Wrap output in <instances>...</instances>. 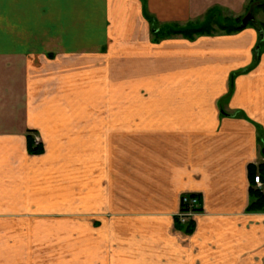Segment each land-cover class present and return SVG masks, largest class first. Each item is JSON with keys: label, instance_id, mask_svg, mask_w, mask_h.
Masks as SVG:
<instances>
[{"label": "crops", "instance_id": "1", "mask_svg": "<svg viewBox=\"0 0 264 264\" xmlns=\"http://www.w3.org/2000/svg\"><path fill=\"white\" fill-rule=\"evenodd\" d=\"M246 1L0 0V264H264L257 30L154 41L145 16Z\"/></svg>", "mask_w": 264, "mask_h": 264}, {"label": "trees", "instance_id": "2", "mask_svg": "<svg viewBox=\"0 0 264 264\" xmlns=\"http://www.w3.org/2000/svg\"><path fill=\"white\" fill-rule=\"evenodd\" d=\"M256 10H264V0H247L245 3V15L248 13H254ZM245 15L233 16L231 14H224L221 7H211L202 16V19H194L188 21L184 25H179L177 23L170 24H158L155 22V18L145 13L150 27L152 39L158 41L164 38H169L172 36H182L184 38L193 39L195 36L199 35H212L216 33H233L237 32L248 26L254 27L257 30L258 39L254 47V58L255 64L260 56L262 49L264 48V23L257 22L252 16L243 22ZM263 32V38L259 39L260 32ZM256 47L258 49L256 50ZM249 69H241L239 71L231 72L229 75V91L227 97L232 93V81L233 78L240 73H245ZM27 150L30 154H38L43 152V146L34 137L27 136ZM259 174L260 178L264 181V162L260 163L257 167V171L252 173V178L254 175ZM254 183V182H253ZM249 193L253 197V201L249 205V209L264 210V192L261 191L259 187H250ZM180 226L179 224H177ZM187 228L189 224H186Z\"/></svg>", "mask_w": 264, "mask_h": 264}, {"label": "built area", "instance_id": "3", "mask_svg": "<svg viewBox=\"0 0 264 264\" xmlns=\"http://www.w3.org/2000/svg\"><path fill=\"white\" fill-rule=\"evenodd\" d=\"M35 140L38 142L37 137H35ZM253 182L257 187H261L263 184L259 174L254 175ZM199 211V201L196 195L187 193L181 195V209L177 214L180 224L183 225L189 222Z\"/></svg>", "mask_w": 264, "mask_h": 264}, {"label": "rangeland", "instance_id": "4", "mask_svg": "<svg viewBox=\"0 0 264 264\" xmlns=\"http://www.w3.org/2000/svg\"><path fill=\"white\" fill-rule=\"evenodd\" d=\"M241 74V73H240ZM119 108V103H112V109H118Z\"/></svg>", "mask_w": 264, "mask_h": 264}, {"label": "water", "instance_id": "5", "mask_svg": "<svg viewBox=\"0 0 264 264\" xmlns=\"http://www.w3.org/2000/svg\"><path fill=\"white\" fill-rule=\"evenodd\" d=\"M247 19L244 18L243 19V22H245ZM263 38V32L261 31L260 34H259V39L261 40ZM258 49V47H256V50Z\"/></svg>", "mask_w": 264, "mask_h": 264}]
</instances>
